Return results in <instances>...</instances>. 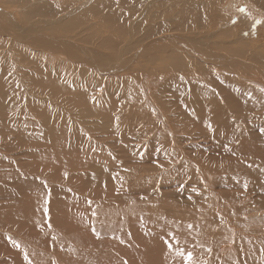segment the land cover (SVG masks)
Returning a JSON list of instances; mask_svg holds the SVG:
<instances>
[{
    "label": "bare ground",
    "instance_id": "1",
    "mask_svg": "<svg viewBox=\"0 0 264 264\" xmlns=\"http://www.w3.org/2000/svg\"><path fill=\"white\" fill-rule=\"evenodd\" d=\"M102 147L172 202L155 228L264 247V0H0V264L115 250L106 218L135 245Z\"/></svg>",
    "mask_w": 264,
    "mask_h": 264
},
{
    "label": "rangeland",
    "instance_id": "2",
    "mask_svg": "<svg viewBox=\"0 0 264 264\" xmlns=\"http://www.w3.org/2000/svg\"><path fill=\"white\" fill-rule=\"evenodd\" d=\"M101 150H102V155L97 156L98 163L106 168V173L108 175H115V176L118 175L119 178L121 179V180L119 179V183L116 184V185H119V187H117L116 189H113V191H112L113 193H111L110 196L119 197V203L122 207L121 209H123V207H125V206L126 207L128 206L130 209H131V207L134 208V210H132L130 212H133L134 213L133 215H136V217L133 216L134 218L132 220H134L136 218L134 221L137 222L136 223L137 225L135 224L136 225V226H134L135 229H132V231L134 232L135 237H137V238H135L137 240L135 241V245H133V246L131 244L128 246L126 242H122V241L118 240L117 235H115V233L114 234L110 233L111 232L110 226L113 224V221L110 218L109 219L106 218V220H103L100 223V226L105 231V233L99 229H96L95 228L96 225L94 224V222H92L91 228H93L95 230L92 231L93 241L91 244H94L95 241L96 242H98V241L103 242V244H106V242H108V243H110V246L114 244L117 248L114 246L115 250L109 249L110 252L108 251V249L106 250V247H105V249L100 248L97 251H95V253H97V255H96L94 253V249L100 245H92L91 246L92 248H90L91 253L89 254L88 259L82 261L80 258L76 257L75 260L71 261L70 264H92L93 261L95 262V263L93 262V264H105V263L106 264H131L132 262L134 264H188V261L186 259L188 252L192 253L191 264H258V263L263 264V262H264V247H261V249L258 248V250L251 253L250 249H252V248L247 249V248H245L239 244L243 240H245L243 238L244 234L240 238L237 239V241H239V242H238V245L236 247L237 249L234 248V250H235V251H233L234 255L230 254L233 249L228 250V253L226 255H223L221 250H218V249L211 250L208 247L209 246L207 244L208 236L203 235V237H204V239H203L202 234H198L196 236L195 233H193V232L189 233L188 232L190 234L189 235L190 237H189L188 233L185 232L187 234L186 235L184 232H180V231H177V232H179V234L173 233L171 235L170 232L169 233L167 232L169 230L166 231V229H165V231H164L163 229L155 228V226H153L155 224L154 218L151 215L149 217V213H148V209H147L148 205L151 204V205H149V207L154 206V207L161 208L160 205L162 203L161 206L163 207L165 205L164 211L166 212V208H168L167 210H169V206H172V204H171L172 202L171 201L165 202L164 200H161V199H159V200L154 199L156 202L153 201L152 200L153 197L151 196L150 191L148 190V187L145 186V182L138 180V179H141V176L138 174V172L135 169H133L134 160L138 157V153L133 154V152L135 151V148H130L128 151H126L124 153L119 152L118 154H115L113 152V150H111L109 148H105V147H102ZM107 151H112L113 155L112 154L107 155V153H106ZM150 161H151V159L148 160L147 162H145V164L149 163ZM137 164H139V163L135 162V165H137ZM164 186L167 189L175 190V188L171 186V183L166 184ZM118 188H119V190H117ZM148 193L150 194V197H149ZM91 194L95 195V192H92ZM103 199H105V196H104V198H101V200H103ZM97 200H98L97 198H92L91 204L96 205L95 203ZM163 201L165 202V204ZM166 206H168V207H166ZM123 210H120V212L123 213ZM165 212H161L163 217H166V215H164ZM122 213H120V218H121ZM125 213H126V211H124V215H125ZM127 214L128 213H126V215ZM124 215L122 217L123 219L121 220V223H122V221H125V219L127 217ZM129 216H130V214H129ZM173 219L174 218H169V219L165 218V221H164V219L162 220V218H161L158 220L164 221V223H166V222L168 223V222L172 221ZM179 220L180 219H178V221ZM134 221H133V223H135ZM150 223H151V225H150ZM164 223L161 222L160 224L163 225ZM121 229H123V228L121 227ZM137 229H138V231H136ZM135 232H137V233H135ZM156 233H158V234H156ZM174 234L176 235L175 237H173ZM164 235H166L167 237ZM184 235H185V238H184ZM187 236H188V238H187ZM199 236H200V238H199ZM224 236H227L225 232H219L217 237L223 238ZM168 237H169V239H168ZM181 238L183 239L185 246H184L183 242H180ZM59 239H60V241H62L61 237ZM164 239H166V241H164ZM241 239H242V241H240ZM188 240H189V242H188ZM108 243H107V245L109 246ZM199 243H201V245ZM203 244H204V246H203ZM156 245H158V246H156ZM170 245H171V247H170ZM102 247H104V246H102ZM118 247H121L120 248L121 251L117 250ZM128 247L131 248V250ZM201 249H203V250H201ZM112 250H114V251L111 254ZM106 251H108V252H106ZM131 251L133 253H131ZM181 251L183 252V255L180 254ZM102 253H104V255ZM108 253L110 255H108ZM119 253H121V254H119ZM129 253H131V254H129ZM213 253L217 256L216 259H214V260L212 258ZM62 254H63L62 255L63 257L67 256V255H64V253H62ZM209 255H211V256H209ZM218 255L222 256L223 258H219ZM105 256L108 257L109 259L106 258ZM113 256H115V257H113ZM134 256H135L136 260L133 258ZM103 257L106 259H104ZM131 257L134 260H132ZM138 257H139V259H138ZM107 260H108V262H107ZM113 260H114V262H113ZM130 260L132 261L131 263H130ZM63 261L64 262L66 261L65 263H67V259H64ZM44 264H47V263H44Z\"/></svg>",
    "mask_w": 264,
    "mask_h": 264
},
{
    "label": "snow or ice",
    "instance_id": "3",
    "mask_svg": "<svg viewBox=\"0 0 264 264\" xmlns=\"http://www.w3.org/2000/svg\"><path fill=\"white\" fill-rule=\"evenodd\" d=\"M65 175H67V173H65ZM98 235V234H97ZM171 247V245H170ZM181 255H183V252L181 251L180 252ZM187 261H188V264H191V261H192V253L191 252H188L187 253V257H186Z\"/></svg>",
    "mask_w": 264,
    "mask_h": 264
}]
</instances>
